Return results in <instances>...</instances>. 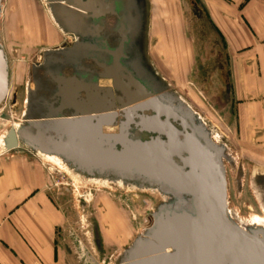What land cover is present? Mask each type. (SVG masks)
<instances>
[{
    "label": "water",
    "instance_id": "95a60500",
    "mask_svg": "<svg viewBox=\"0 0 264 264\" xmlns=\"http://www.w3.org/2000/svg\"><path fill=\"white\" fill-rule=\"evenodd\" d=\"M49 2L60 28L82 41L43 55L40 69L57 91L51 102L39 100L45 82L42 75L36 79L30 110L5 136V151L54 157L89 181L158 193L163 202L151 214V227L125 250L120 264H264V223L242 225L229 211L227 147L163 80H146L126 64V48L142 36L145 0L142 13L129 0ZM119 11L125 13L117 25L123 41L115 50L103 49L111 56L104 61L102 25L89 26V13L96 20ZM89 35L96 44L89 46ZM86 59L107 72L112 88L99 87L96 78L62 74L63 64L81 68ZM9 78L0 45V106L9 94ZM120 116L119 132H105ZM133 125L151 137L133 138ZM261 200L264 207V187Z\"/></svg>",
    "mask_w": 264,
    "mask_h": 264
},
{
    "label": "rangeland",
    "instance_id": "374dc122",
    "mask_svg": "<svg viewBox=\"0 0 264 264\" xmlns=\"http://www.w3.org/2000/svg\"><path fill=\"white\" fill-rule=\"evenodd\" d=\"M249 1L251 3V0H146L144 42L147 58L159 75L168 80L169 88L199 114L214 140L227 147L230 157V161H225L228 207L242 225L264 223L261 200L264 93L244 99L240 87L233 81L236 67L241 73L240 83L244 80L246 4ZM257 2L264 4V0H253ZM47 5V0H2L0 45L6 54L10 78L9 94L0 106V155L6 152L5 136L23 120L31 67L41 62L43 52L60 46L68 38L57 27ZM218 12L222 28L213 19ZM230 20L235 25L233 31L225 26ZM8 21L15 22L16 26L28 23L31 28L40 27L43 21L46 29L42 35L46 39L39 42L32 36L33 31H22L12 38L14 31H8ZM176 23L180 24L176 30L184 33L190 48V59L185 60L184 70L177 68L164 50L159 32L162 26ZM226 35L241 39L243 44H239L237 51H230ZM15 37L19 40H14ZM39 157L51 170L54 199L66 216L61 235L66 263L120 264L125 250L151 227V214L163 198L152 191L89 181L64 164L61 167L54 159L46 161Z\"/></svg>",
    "mask_w": 264,
    "mask_h": 264
},
{
    "label": "crops",
    "instance_id": "0c3cea01",
    "mask_svg": "<svg viewBox=\"0 0 264 264\" xmlns=\"http://www.w3.org/2000/svg\"><path fill=\"white\" fill-rule=\"evenodd\" d=\"M259 3L251 0L246 4L244 57L247 64L242 83L240 70L236 67L233 71L234 84H238L244 99H252L255 93H264V4ZM255 12L259 14L255 15ZM215 14L213 19L222 28L219 12ZM8 23V31H14L12 38L22 31H33L32 36L35 35L39 42L46 39L42 35L46 29L43 24L31 28L28 23L26 26L18 24V27L15 22ZM233 24L230 20L225 26L233 31ZM179 27L178 23L164 25L159 32L163 37L164 50L177 68L184 70L185 60L190 59V48L184 33L176 30ZM226 38L231 52L243 44L236 36L226 35ZM14 40L19 39L15 37ZM167 44L172 45L171 49ZM54 192L51 170L39 156L21 152L0 155V264H67L61 238L66 216L56 203Z\"/></svg>",
    "mask_w": 264,
    "mask_h": 264
},
{
    "label": "flooded vegetation",
    "instance_id": "af4514ba",
    "mask_svg": "<svg viewBox=\"0 0 264 264\" xmlns=\"http://www.w3.org/2000/svg\"><path fill=\"white\" fill-rule=\"evenodd\" d=\"M48 1V8L50 9V12L52 14V7L53 6L49 0ZM131 4H136L135 6L138 7V11L142 13V10L144 12V25L142 27V36H140V38H136V42L129 48H126L127 52V56H128V60L126 61V64L128 65L130 70H133L135 74H137L139 76V73L141 76H143V78H145L146 80H152L151 77H155L156 79H161L166 83V80L164 78H162L159 73L156 71L155 66L153 65V63H151V61L147 58L146 53H145V48H144V42H145V29H146V19H147V4H146V0H145V6L143 7V9L141 10L140 8V1L143 2L144 0H129ZM55 11H57L55 9ZM125 13H123L122 11H119L118 14H107L104 16L99 17V19H94V16L92 13H89V26H93V24H101L102 25V29L100 30V36L103 40L106 41L107 45H100V49H102V56L104 61H109L111 60V56L109 53H107L106 51H103L104 48H106L107 50H115L117 48L120 47L122 41H123V37L120 34V32H118V23H119V17H122ZM136 14V9L132 10V15ZM53 18V15H52ZM54 20V18H53ZM44 21V20H43ZM43 21L41 22V25L43 24ZM54 22L56 23V20H54ZM45 23V22H44ZM57 27L63 31V29L60 28V26L56 23ZM64 32V31H63ZM96 34L99 36V32L97 31ZM67 40L64 41L60 46H57L51 50H47L45 52L42 53V60L41 62H37L36 64H34L31 67L30 70V77H29V84H26V89H25V110H24V115L29 112L30 110V105H31V96H32V92L35 91V81L37 78H40L42 75V80L45 82L39 89L38 91V98L39 100L42 101H50L52 100V98L55 96L56 93V89H57V84L53 82V79H51V77L49 76V74L44 73L45 69H40L41 66H43L44 64V58L43 55L46 52H54V53H58V52H65L68 51L69 49H71L73 46H75V44L79 43L80 41H82L80 38L73 36V35H69L67 34ZM131 35H128V38H131ZM98 41L97 38H93L92 35H89V46L96 44V42ZM82 66L81 68H74V66L70 63H65L62 65V74L65 77H74L77 75H81L84 78H88L89 80H93L94 78L97 79V83L99 85V87L102 88H112L113 87V82L112 80H108L105 79V75H107L106 71L102 68H100L99 66H97L95 63H93L92 60H83L82 62ZM36 72V73H35ZM139 72V73H138ZM89 73V74H88ZM38 74V75H37ZM46 81H49L50 84H48ZM53 82V83H52ZM126 84H128V81H125ZM81 96L84 98V94H81ZM53 100V101H57ZM23 115V116H24ZM124 120L123 116L118 117L117 119V124L113 127L110 128H106L105 132L107 133H111V134H115L119 132V124ZM130 134L133 138H141L143 140L145 139H149L151 137V135L147 134V133H140L139 129H137L134 125L131 127L130 130Z\"/></svg>",
    "mask_w": 264,
    "mask_h": 264
},
{
    "label": "bare ground",
    "instance_id": "6f19581e",
    "mask_svg": "<svg viewBox=\"0 0 264 264\" xmlns=\"http://www.w3.org/2000/svg\"><path fill=\"white\" fill-rule=\"evenodd\" d=\"M19 126H15L14 128L15 129H17ZM43 158L46 160V161H51L52 159H54V160H56V162H57V164L58 165H60L61 167H64V165H63V163L59 160V159H57V158H54V157H50V156H48V157H44L43 156Z\"/></svg>",
    "mask_w": 264,
    "mask_h": 264
}]
</instances>
